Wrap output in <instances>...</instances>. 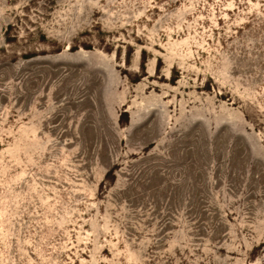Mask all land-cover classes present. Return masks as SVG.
Wrapping results in <instances>:
<instances>
[{
  "label": "rangeland",
  "instance_id": "374dc122",
  "mask_svg": "<svg viewBox=\"0 0 264 264\" xmlns=\"http://www.w3.org/2000/svg\"><path fill=\"white\" fill-rule=\"evenodd\" d=\"M0 264H264V0H0Z\"/></svg>",
  "mask_w": 264,
  "mask_h": 264
}]
</instances>
